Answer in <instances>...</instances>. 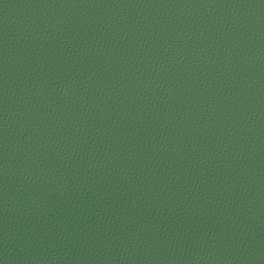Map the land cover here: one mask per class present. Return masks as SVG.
Masks as SVG:
<instances>
[{"label": "water", "instance_id": "obj_1", "mask_svg": "<svg viewBox=\"0 0 264 264\" xmlns=\"http://www.w3.org/2000/svg\"><path fill=\"white\" fill-rule=\"evenodd\" d=\"M0 264H264V0H0Z\"/></svg>", "mask_w": 264, "mask_h": 264}]
</instances>
